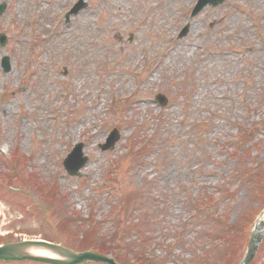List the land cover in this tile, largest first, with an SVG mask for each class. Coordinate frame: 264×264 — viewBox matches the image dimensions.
I'll use <instances>...</instances> for the list:
<instances>
[{"label":"rangeland","instance_id":"obj_1","mask_svg":"<svg viewBox=\"0 0 264 264\" xmlns=\"http://www.w3.org/2000/svg\"><path fill=\"white\" fill-rule=\"evenodd\" d=\"M75 1L0 0V243L238 264L264 209V0H225L191 20L195 0H84L65 20ZM114 127L119 140L100 150ZM78 141L89 161L70 176L62 160ZM211 193L222 200L206 213L228 228L199 233L213 219H192L180 240L187 199L198 210ZM249 264H264V241Z\"/></svg>","mask_w":264,"mask_h":264},{"label":"water","instance_id":"obj_2","mask_svg":"<svg viewBox=\"0 0 264 264\" xmlns=\"http://www.w3.org/2000/svg\"><path fill=\"white\" fill-rule=\"evenodd\" d=\"M80 6L81 4H78L72 11H76ZM1 10L2 6H0V11ZM6 62L7 61L5 60L6 68H8ZM79 150L80 147L77 146L76 149L69 155V157L64 162L68 172L71 174H73L76 169L82 166V164L86 160V158H79ZM263 235L264 211L262 214H260V216L255 220L253 224L248 247L240 264H248L250 259L253 257L258 242L263 237ZM31 249L42 250L51 255L48 256L47 254H33L31 253ZM0 259L4 261L28 259L55 264H72L87 260H96L107 262L108 264H118L112 258L95 252H75L73 250L63 247L62 245L51 244L47 241L41 240H24L19 242L1 244Z\"/></svg>","mask_w":264,"mask_h":264},{"label":"bare ground","instance_id":"obj_3","mask_svg":"<svg viewBox=\"0 0 264 264\" xmlns=\"http://www.w3.org/2000/svg\"><path fill=\"white\" fill-rule=\"evenodd\" d=\"M31 253H33V254H48L45 251H42V250H33V249H31Z\"/></svg>","mask_w":264,"mask_h":264},{"label":"trees","instance_id":"obj_4","mask_svg":"<svg viewBox=\"0 0 264 264\" xmlns=\"http://www.w3.org/2000/svg\"><path fill=\"white\" fill-rule=\"evenodd\" d=\"M101 250H103V249H101ZM106 251H108V250L106 249L105 252H106Z\"/></svg>","mask_w":264,"mask_h":264}]
</instances>
